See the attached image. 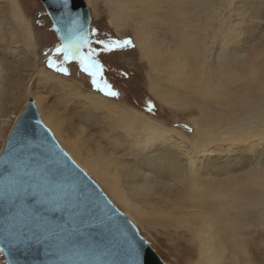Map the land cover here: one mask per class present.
Returning <instances> with one entry per match:
<instances>
[{"label":"bare ground","instance_id":"1","mask_svg":"<svg viewBox=\"0 0 264 264\" xmlns=\"http://www.w3.org/2000/svg\"><path fill=\"white\" fill-rule=\"evenodd\" d=\"M6 1L0 4V115L26 91L19 114L7 119L10 129L34 98L60 146L134 225L185 228L197 243L198 264H259L264 56L251 64L249 58L264 51V31L258 25L245 29L244 17L247 11L264 20V0H230L232 12L203 7L201 0H104L116 34L131 31L140 58L158 74H148L149 93L162 106L199 107L187 122L191 136L145 113L114 107L43 67L31 79L50 95V105L18 86L17 69L2 52L8 42L22 40L34 51V35L18 0ZM236 15L242 16L239 28L231 23Z\"/></svg>","mask_w":264,"mask_h":264},{"label":"snow or ice","instance_id":"2","mask_svg":"<svg viewBox=\"0 0 264 264\" xmlns=\"http://www.w3.org/2000/svg\"><path fill=\"white\" fill-rule=\"evenodd\" d=\"M74 3L75 0H59L63 12L55 20L54 30L60 43L50 50V54L45 53L47 67L62 77L71 78L74 73L69 66L75 65L76 72L88 78L94 92L119 100L122 91L117 89L108 74L114 60H119L122 53L135 49L134 41L131 37L121 39L107 32L102 34L99 27L86 26L80 14L73 11ZM201 5L220 10L231 6L230 0H225L223 4L218 0H201ZM119 74L126 78L129 76L128 71ZM128 98L132 100L131 96ZM145 110L152 115L159 111L151 99H148ZM13 149L14 146L10 145L8 154L0 161L3 165L0 175L5 177L4 184L0 185V197L6 203L7 213L0 253L7 248L11 255L13 249L44 245L46 254L58 258L48 264H63L66 254H79L78 248L64 235L66 225L79 221L94 227L88 218L94 210L84 204L81 189L74 179L64 176L59 169L54 171L46 158L41 160L29 156L25 159L22 150L13 153ZM58 220L64 223H58ZM100 223L103 224L102 219ZM100 255L95 264H106ZM122 255L123 264H144L139 246L130 245Z\"/></svg>","mask_w":264,"mask_h":264},{"label":"rangeland","instance_id":"3","mask_svg":"<svg viewBox=\"0 0 264 264\" xmlns=\"http://www.w3.org/2000/svg\"><path fill=\"white\" fill-rule=\"evenodd\" d=\"M95 1L96 2L94 3V5H87L91 15L90 27L93 28L99 27L102 30V34L103 32H107L108 34L114 37L121 38L116 34L115 27L111 25L110 20L112 16L109 7L107 6V3L104 0H95ZM242 1L243 0H235V4L237 5ZM251 1L256 3L259 0H251ZM5 2L7 1L0 0V4H5L6 6ZM18 2L24 12L26 19L29 21L30 26L32 27L33 35H34L35 52L32 51V49L29 48L22 40L21 43H18L19 45L17 43L10 45L9 42L8 44L4 42L8 46L6 47L5 51L2 53H4L3 55L6 56L7 60H9L10 62L13 61L12 63L14 65V68L17 69L16 71L17 73L15 72L13 74V76L15 77L14 79L18 78L17 85L18 86L22 85L25 90L29 88V91L31 93L35 91L36 96L42 98L44 102H47V104L50 105V102H48V99H50V95L45 90L41 89V85L38 82H36V78H35V86H34V82H33L34 78L31 79V76L32 74L36 75V73H38L37 71L40 70L41 67H43L47 71L55 73L53 70L47 67L46 64L47 56L45 55V53L50 54V50L54 49V47L60 43V40L57 38L55 32L52 31L51 29L52 23L40 0H18ZM235 4L232 3L231 6L229 7V9L231 8L230 12H232V7ZM233 17L234 18L231 19L232 25H235L237 28H239L240 26L238 25V23L240 22L242 16L236 15ZM233 19L235 20V22ZM244 19L246 20L244 23L245 29L246 27L258 25L259 29L261 31H264V20H261L260 22V20L251 18L250 13L247 11ZM215 24H216L215 28L217 29L218 22ZM10 27L11 25H7V28H5V31L7 33L11 32ZM245 29L243 30V32L245 31ZM126 37H131L134 41L133 34L129 30H127L125 36L122 37L121 39ZM137 52L138 50L135 45L134 50L126 53H122L119 60H114L111 63V72L108 74L109 79L112 82H114L118 90L122 91V96L119 100L108 98L112 100L114 103H116V104L113 103L112 105L114 107L116 106L127 107L128 109L145 113L148 116L152 117L153 119L155 120L157 119L158 121L164 123L166 126H168V128H176L180 131H183L188 136L193 135V129L191 125H189V123L191 119L199 115V107L195 104L175 106L174 108L168 107L167 105H163V106L160 105L156 100V98L149 93V89H148L149 75L150 76L152 75V77H154L158 74L156 72L152 73V71H150L151 66L148 64L147 60L146 59L145 61L142 60L140 58L139 53ZM7 56L9 57V59ZM263 56H264V51L258 50L255 55L249 58V64L258 63L262 61ZM27 62H31V63H27ZM29 66H31V68H29ZM69 67L72 69L74 73V75L69 79L72 80V82L74 83L83 85L82 90H84L85 92L90 93V91H93L90 88L88 78L83 74L76 72L75 65H70ZM123 71H128L129 76L127 78L119 74ZM25 94L26 91H21L18 95L20 96L21 100L18 99L17 102L16 101L8 102L7 103L8 105H6L5 107V115L4 116L0 115V154L7 143L9 134L13 130L21 114L18 116L15 124L11 129L9 127V123L7 119H9L8 117L10 116L14 117V115L19 114L18 112L21 110L19 109L21 107L20 105L23 104L25 101ZM48 95L49 97L47 99L46 97ZM129 96L132 97L131 101L128 98ZM148 99H151L158 106L159 111L155 115L149 114L145 110L147 107ZM108 113L113 114V112L109 111V109H108ZM178 120H182V121H178ZM260 128L262 132H264V126ZM6 134H8V136L6 139H4V135ZM250 142L252 143L259 142V138L251 137ZM229 143L234 144L233 141H230ZM236 146L237 145H235V147ZM263 146H264V142L262 141V144L259 145L258 148H261ZM116 207L122 212V209L120 207L118 206ZM135 226L138 229L140 235L148 242L149 246L158 255V257L161 259V261L164 264H198L199 263L200 257L198 253L199 249L197 243L192 240V237H190L191 233H189L188 230L186 231L185 228L176 230L174 228L164 229L159 226L151 228L150 226L147 227L145 225L143 227L141 224H135ZM260 229L263 232V239H264V219H263V224L260 226ZM262 244L263 245H261V247L263 250V255L259 258V262H258L259 264H264V243L262 242ZM0 263L7 264L3 253H0Z\"/></svg>","mask_w":264,"mask_h":264},{"label":"water","instance_id":"4","mask_svg":"<svg viewBox=\"0 0 264 264\" xmlns=\"http://www.w3.org/2000/svg\"><path fill=\"white\" fill-rule=\"evenodd\" d=\"M40 1L52 23L51 29L59 39L58 33L54 30V22L63 12L59 0ZM73 11L80 14L86 26H90L88 21H91V15L85 0H75ZM10 145L14 146L13 153L22 150L25 159L29 156H35L41 160L46 158L54 171L59 169L64 176L74 179L81 189L84 204L94 210L88 217L92 220L94 227L80 224L79 221L66 225L67 231L64 235L78 248L79 254H66L63 264H95L97 256L101 253H106V255H100V259L106 264H123L122 252L130 245L141 247L144 264H164L140 235L136 226L60 146L52 132L42 122L34 101L29 100L26 110L9 134L7 143L0 154V161L8 154ZM0 172H3L2 163H0ZM4 181L5 177L0 175V185H3ZM5 209L6 203L0 197V240H2L6 224ZM101 219L103 224L100 223ZM57 222L64 223L60 220ZM0 246L3 245L0 244ZM3 255L7 264L10 262L12 264H48L49 261L58 259L46 254L44 245L13 249L11 255L6 248Z\"/></svg>","mask_w":264,"mask_h":264}]
</instances>
